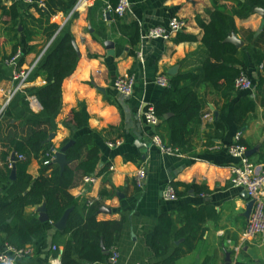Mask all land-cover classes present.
I'll return each mask as SVG.
<instances>
[{"label": "crops", "instance_id": "obj_1", "mask_svg": "<svg viewBox=\"0 0 264 264\" xmlns=\"http://www.w3.org/2000/svg\"><path fill=\"white\" fill-rule=\"evenodd\" d=\"M76 1H70V10ZM105 2L93 0L72 12L68 19L59 13L48 21L72 36L78 59L73 73L62 82L59 111L47 119L40 117L41 106L38 101L33 102L30 90L45 84L43 76L35 71L43 64L53 40L47 42L43 32L46 21L41 26L36 23L42 18L32 2L0 0V6L16 5L18 12L16 20L11 22L0 11V110L3 108L2 114L8 113L0 121V140L3 143L9 138L24 140L33 121L50 122L48 141L57 152L79 135L94 136L100 150V161L93 174L97 181L91 185L80 181L68 193L84 221L91 216L97 222L124 220L114 264H160L178 250L181 255L174 264H264V234L251 240L242 237L253 209L247 210L249 200L244 189L230 184V167L237 160L229 154L235 135L240 132L246 151H251L249 161L255 166L264 164V95L256 88L259 74L264 76L262 17L254 12L255 8L246 18L235 17L236 31L227 38L230 43L235 39L242 44L234 45L245 64L242 72L254 83L251 91L234 90L230 105L220 113L223 101L204 85L208 117L204 115L195 125L190 153L165 152L152 141L155 136L163 143L167 141L165 123L148 125L142 114L157 102L163 90L155 82L157 75L170 78L174 76L170 75L172 71L175 75L192 71L205 58L206 50L201 45L203 31L197 21L210 20L214 3L212 0H129L125 15L115 18L111 8H104ZM236 4L220 1L217 6L233 8ZM36 5L45 10L42 3ZM172 17L185 22L181 32L168 41L144 38L149 28L166 26ZM16 44L24 52L21 69L39 62L23 91L13 95L14 67L7 65L6 59ZM125 75L136 78L134 93L129 98H123L112 88L114 79ZM243 96L252 99L255 107L248 114L245 127L239 129L232 108ZM71 112L83 117V127L78 131L65 124ZM219 116L224 126L221 138L216 137L212 127ZM6 148L0 143V154ZM139 154L145 155L142 162H145L146 179L142 189L134 184V175L142 162L124 159L125 155ZM12 155L16 154H9L11 170ZM40 158L39 152L27 157L26 174L33 180L41 169ZM172 183L181 185L176 189L177 200L164 201L162 191ZM6 185L0 182V197ZM200 188L204 191L199 193ZM180 207L191 210L178 211ZM37 208L26 207L24 216L39 219ZM162 215L169 216L173 230L183 236L173 240L162 256L155 257L145 237L153 232ZM51 226L50 222L43 223L42 236L27 246L29 254L16 264H49L54 256L60 260L70 234L57 231L52 237V247L57 251L53 252L52 248L48 251L47 232ZM3 247L0 240V249ZM73 257L76 258L75 253Z\"/></svg>", "mask_w": 264, "mask_h": 264}, {"label": "trees", "instance_id": "obj_2", "mask_svg": "<svg viewBox=\"0 0 264 264\" xmlns=\"http://www.w3.org/2000/svg\"><path fill=\"white\" fill-rule=\"evenodd\" d=\"M39 12L41 21H46L43 32L47 42L52 43L47 49L43 64L34 72L42 75L45 84L30 89L41 106L40 117L50 119L59 111L61 106V85L65 78L70 76L77 63L78 55L72 42L73 38L61 29L55 36L59 27L55 23H48L59 13H69L71 0H30ZM214 9L210 13L207 23L197 21L202 28L201 45L206 50V56L200 65L189 72L179 73L170 77V85L162 90L157 102L152 108L159 121L166 125L167 141L163 146L173 151L190 153V144L194 136V127L201 122L207 113L204 99V85L223 101L220 113H223L231 102L234 81L245 69V64L237 47L227 41L228 36L236 31L234 18H246L252 14L253 8H264V0H212ZM237 3L236 7L226 8L217 6L218 2ZM42 3L45 10L37 7ZM118 0H106L104 8H111L112 13ZM2 16L14 22L18 17L17 6L9 8L0 6ZM115 18H118L114 12ZM35 23L32 17L27 18ZM191 39V38H189ZM20 51L21 55L16 62V69L23 64V54L20 44L13 48L12 57ZM8 57L6 60H8ZM260 63V62H258ZM33 74V73H32ZM257 90L264 95V76L259 74ZM27 91V90H26ZM255 103L247 96L240 97L232 108L235 123L239 129L245 127L249 113L254 111ZM168 116L164 119V116ZM8 116L7 111L0 115V121ZM30 133L24 140L11 139L7 143L0 140L1 146H6V151L0 154V182L6 185L0 197V240L4 245L14 249H24L34 240L42 236L43 223L33 216H24V209L28 206L40 207L44 205L48 222L58 223L65 214V223L61 233L70 234L64 243L60 256V264H92L106 263L111 250L116 247L124 220L97 222L93 216L85 221L75 209L69 190L84 176L94 174L99 161L100 150L92 134L79 135L74 138L73 145L65 152L68 164L59 170L57 165L50 163L43 165L44 155L53 147L48 141L51 124L48 121L30 122ZM83 117L80 113L71 112L65 124L78 131L83 127ZM159 125V124H158ZM157 125V126H158ZM216 137L221 138L224 132L222 120L217 117L212 123ZM240 145H246L240 140ZM40 153L41 169L39 175L33 180L26 174L27 157L30 153ZM16 154L13 162L15 179L10 180L9 154ZM25 160H19L18 156ZM126 161L144 160L139 154L125 155ZM176 190L179 183L171 184ZM202 188L198 192H203ZM177 194V192H176ZM178 196V195H177ZM191 210L180 207L178 211ZM180 231H174L171 218L167 215L159 217L153 232L145 237V243L155 257L162 256L173 240L182 237ZM75 253L76 258L73 257ZM181 255L180 251L174 252L160 264H174ZM85 262V263H84ZM47 264V263H45Z\"/></svg>", "mask_w": 264, "mask_h": 264}, {"label": "built area", "instance_id": "obj_3", "mask_svg": "<svg viewBox=\"0 0 264 264\" xmlns=\"http://www.w3.org/2000/svg\"><path fill=\"white\" fill-rule=\"evenodd\" d=\"M31 2L30 0H26ZM93 0H77L73 5L72 9L66 15L67 19L69 15L92 2ZM129 0H118L114 12L118 18H122L126 11L129 9ZM109 8V7H107ZM186 24L183 20L176 17L169 19L166 26H154L149 28L145 33V39L150 41L161 40L168 41L173 35L181 32L185 28ZM61 30L58 29L56 34ZM21 53L17 51L12 57L6 60L7 65L14 67L12 74V79L15 81V87L13 89V95L17 92L23 91L29 82L32 73L38 65V61H35L33 65L26 69H16V62L19 59ZM156 84L161 88H168L170 85V78L166 75H157L155 79ZM136 85V78L134 75L119 76L112 82V88L115 92L121 95L123 98H129L134 93V88ZM254 83L245 73L241 72L239 76L234 81V89L239 91H251ZM33 102L36 104L37 100L35 97L32 98ZM3 112V108L0 110V115ZM205 117H208L205 115ZM144 122L151 126H157L159 124V118L155 115L152 107H147L142 114ZM241 140V133L238 132L234 138V144L229 149V154L236 158L237 164L230 167V184L233 187L242 188L246 192L249 201H253V210L249 218L247 227L242 234L243 239L251 240L257 236L264 234V164L260 166L253 165L247 156L245 155L246 149L239 144ZM153 143L157 145L162 151L165 152H175L170 148L163 146L162 141L158 136L153 137ZM109 147H113V144H109ZM57 151L51 149L44 155L43 165H49L55 158ZM19 160H25L24 157L18 156ZM112 170V167H109ZM146 179V167L145 162H142L134 175V184L138 189H142L144 181ZM97 181L96 176L89 174L84 176L83 183L86 185L94 184ZM203 195V194H202ZM162 198L164 201L175 202L177 200L176 190L172 185H166L162 191ZM29 249L25 247L24 249H14L10 246L4 245L0 249V264H16V261L23 258L29 254ZM52 251L56 252L57 248L52 247ZM118 259V252L115 248L111 250V255L108 258V264H114ZM49 264H60L57 257H52Z\"/></svg>", "mask_w": 264, "mask_h": 264}, {"label": "water", "instance_id": "obj_4", "mask_svg": "<svg viewBox=\"0 0 264 264\" xmlns=\"http://www.w3.org/2000/svg\"><path fill=\"white\" fill-rule=\"evenodd\" d=\"M254 12L258 15H260L262 17V21H263V24H264V9L262 8H255L254 9ZM109 16V15H107ZM233 44H235L237 47H240L242 44L238 41H236L235 39H232L231 41ZM72 45L75 49V51L77 52V47H76V44L75 42L73 41L72 42ZM170 75H175V72L172 71L170 72ZM164 119H167V116L165 115L164 116ZM52 135L49 136V138H51ZM74 141H69L66 145H64L56 154H55V158L54 160L52 161V163L54 165H57L59 167V170L62 171L63 168L68 164V161L66 159V156H65V152L68 148H70L72 145H73ZM251 151H246L245 155L248 157V155L250 154ZM143 159H145V155H141ZM11 159L12 161L15 160L14 156L12 155L11 156ZM10 179L11 180H14L15 179V171H14V167H12V170H11V174H10ZM0 192H1V189H0ZM253 208V201H249L248 202V205H247V210L250 212V210H252ZM37 212L39 213V220L42 222V223H47L48 222V218L45 214V207L44 205L40 206L37 208ZM65 218H66V214L64 215V217L58 222V223H55V224H52L51 226V229L48 230V241H47V250L50 251L51 248H52V237L55 235V233L57 231H61L62 228L64 227V223H65Z\"/></svg>", "mask_w": 264, "mask_h": 264}]
</instances>
